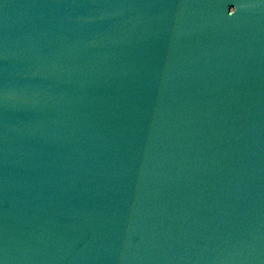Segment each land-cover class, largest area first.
I'll return each instance as SVG.
<instances>
[{"label": "water", "instance_id": "95a60500", "mask_svg": "<svg viewBox=\"0 0 264 264\" xmlns=\"http://www.w3.org/2000/svg\"><path fill=\"white\" fill-rule=\"evenodd\" d=\"M0 264H264V0H0Z\"/></svg>", "mask_w": 264, "mask_h": 264}]
</instances>
